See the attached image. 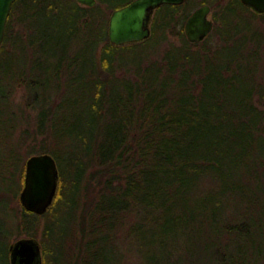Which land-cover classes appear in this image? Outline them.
<instances>
[{"label":"trees","instance_id":"trees-1","mask_svg":"<svg viewBox=\"0 0 264 264\" xmlns=\"http://www.w3.org/2000/svg\"><path fill=\"white\" fill-rule=\"evenodd\" d=\"M128 1L12 3L0 46V197H17L25 155L47 151L57 161L59 144L74 132L80 141L92 134L98 142L73 156L78 194L90 187L99 202L122 198L107 206L108 232L91 234L100 225L85 228L81 213L80 241L62 249L40 241L43 264H264V241L216 239L237 229L224 222L234 214L228 200L237 178L259 184L264 195L261 171L233 169L251 158L264 164L257 151L264 149V26L253 20L263 22L264 12L228 0L213 29L190 41L183 29L190 4L163 3L147 38L117 45L108 38V15ZM167 28L181 41L161 50ZM82 125L85 132L76 130ZM31 140L38 148L23 149ZM228 177L233 183H224ZM66 179L60 171L44 213L21 207L18 230L37 236ZM97 207L102 216L105 207ZM127 214L132 224L121 231ZM47 231L45 220L43 238ZM8 245L0 264H9Z\"/></svg>","mask_w":264,"mask_h":264},{"label":"rangeland","instance_id":"rangeland-1","mask_svg":"<svg viewBox=\"0 0 264 264\" xmlns=\"http://www.w3.org/2000/svg\"><path fill=\"white\" fill-rule=\"evenodd\" d=\"M114 1H119V0H114ZM200 1L201 0H187V3L190 4L187 13H190L195 7L202 4ZM227 1L228 0H211L212 3L206 2L211 6V10L208 13V17L213 19L214 25L219 22L218 20L215 19L214 14H219L220 7ZM253 20H255L256 22H261V25L264 26L263 23L264 21L262 22L259 18H254ZM15 28H17V25H15ZM167 29L168 30L166 31V38H164L160 43L161 50L163 49V46H165L168 42L179 44L181 41L179 34L177 35L175 32H172L171 28H167ZM22 92H23L22 88H19L17 90L16 93L17 99H19L20 94ZM71 97L74 96L71 94ZM74 112H75V108L71 107L70 115H73ZM75 128L76 130L83 132L87 130L86 125H82L79 127L75 126ZM96 142L98 141L96 140L95 135L92 134L87 135L86 139L83 138V141H80V138L77 137V134L74 132L72 138L59 144L57 165H58L59 174L60 171H62L63 174L67 175V179H66L67 185L64 187L63 196L59 199L57 206L55 204L54 211L51 214H49L46 217V219L45 217L41 216L38 220L39 228L37 231V236L35 237L39 240V242L40 241H46V243L53 242V247L55 249L56 247L58 249L59 248L62 249V245H65L66 241L68 240L80 241L81 234H80L79 226L77 225H78V221L81 219V213L85 216L86 219V221L83 222V226L85 225V228L89 229L91 223H95L98 226L100 225V229H97V227H95L97 232L91 234L99 235L100 234L99 232L101 231L102 233L108 232L109 223L107 222L106 219L108 217L107 208L109 207L107 206L115 199L117 203L118 199H121L122 197L116 194L114 196L116 198L114 199L107 197L99 202V197L95 196V193L92 191L90 187L89 189H84L83 193L78 194L80 191L78 192V186L77 184H75V178H76L75 175L77 168L76 166L79 165V161L77 160L76 157L73 156H77L78 152L85 149L88 143H90L91 146H94ZM30 146H32V149H37L38 141L31 140L30 144L24 145L23 149L26 148L28 149V147ZM257 151L261 152L264 156V149ZM258 155L260 154L257 153L256 156ZM27 156L28 155H25L24 160L26 159ZM230 166H231L230 162L228 163L227 160L223 161L222 167L225 168V170L227 171L231 170ZM233 169L240 173L257 170V171H261L263 173L262 175H264V164H261L260 161H257V158L249 159L247 165L234 164ZM86 170H87L86 171L87 174L91 170V166L87 167ZM236 181L238 182L237 184L238 191H236V193L233 194L228 200L229 202H231L234 214L230 217L225 216L227 220H225L224 222H230L234 224V227L237 229L233 231L232 238L228 236H223V234L221 235L220 233H218V237L216 239H218V241L219 240L238 241L239 243H246V242L250 243L251 241H256V243L259 242L262 243L264 241V195L261 192L260 185L256 184V187L254 186L253 188L242 177L237 178ZM224 183L231 184L233 183V180L230 177H228ZM98 203L100 204V206L103 205L105 207L104 209L105 212L103 213L102 216H101V211L97 207ZM21 207L23 206L19 200V193L16 198L8 199V202L7 200L2 199V197H0V254L1 255L3 249L6 246V243L10 244V242L16 240L17 238L27 235L26 233L18 230L15 226V223L18 221L21 215V210H22ZM220 210H221V206L219 207L218 211ZM95 211H98L96 212L95 215L96 219L94 216L92 217ZM117 215L119 216L120 213H118ZM129 215L130 214L126 215L121 225H120L121 222L119 223V228L121 231H123V228H126L129 224H132V218H129ZM45 220L48 226V231L45 238H43L41 236V232ZM241 227L243 228L240 231V235H239L238 228ZM85 233L87 236L85 237L84 240L92 241L89 240L92 235L90 234V236H88L89 234L87 232ZM200 240H202V238ZM58 245L60 246L58 247Z\"/></svg>","mask_w":264,"mask_h":264},{"label":"water","instance_id":"water-1","mask_svg":"<svg viewBox=\"0 0 264 264\" xmlns=\"http://www.w3.org/2000/svg\"><path fill=\"white\" fill-rule=\"evenodd\" d=\"M15 0H0V46L3 42L7 18ZM84 5H94L97 0H76ZM184 0H130L111 10L107 34L114 44L136 42L151 34L155 9L163 3H182ZM257 13L264 12V0H240ZM211 6L202 3L185 18L183 29L190 41L203 39L214 26L208 17ZM59 182V170L50 152H35L25 159L23 184L19 191L22 206L36 214L44 213L52 204ZM9 264H43L39 240L33 235L17 238L8 245Z\"/></svg>","mask_w":264,"mask_h":264}]
</instances>
